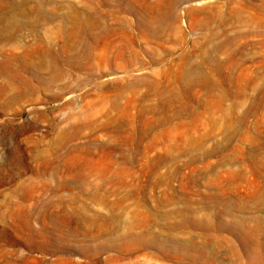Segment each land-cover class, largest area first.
<instances>
[{
    "label": "rangeland",
    "instance_id": "1",
    "mask_svg": "<svg viewBox=\"0 0 264 264\" xmlns=\"http://www.w3.org/2000/svg\"><path fill=\"white\" fill-rule=\"evenodd\" d=\"M0 264H264V0H0Z\"/></svg>",
    "mask_w": 264,
    "mask_h": 264
},
{
    "label": "bare ground",
    "instance_id": "2",
    "mask_svg": "<svg viewBox=\"0 0 264 264\" xmlns=\"http://www.w3.org/2000/svg\"><path fill=\"white\" fill-rule=\"evenodd\" d=\"M87 22V21H86Z\"/></svg>",
    "mask_w": 264,
    "mask_h": 264
}]
</instances>
